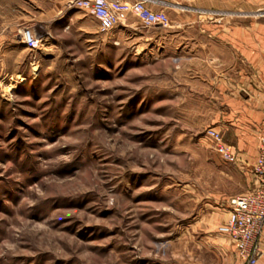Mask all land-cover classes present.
<instances>
[{"label":"rangeland","instance_id":"rangeland-1","mask_svg":"<svg viewBox=\"0 0 264 264\" xmlns=\"http://www.w3.org/2000/svg\"><path fill=\"white\" fill-rule=\"evenodd\" d=\"M191 1L167 27L129 16L103 32L71 2L42 22L33 0H0V264L229 262L219 226L249 166L235 90L203 55L202 26L221 16ZM39 24L51 37L34 50L19 28Z\"/></svg>","mask_w":264,"mask_h":264},{"label":"crops","instance_id":"crops-1","mask_svg":"<svg viewBox=\"0 0 264 264\" xmlns=\"http://www.w3.org/2000/svg\"><path fill=\"white\" fill-rule=\"evenodd\" d=\"M72 1L33 0L36 10L31 14L42 22L61 19L68 13ZM187 1L170 0L171 7L180 9L174 4L187 5ZM189 4L196 13L221 16L216 23L202 26V31H208L207 38L202 41L203 55L207 60L211 55L217 60V72L212 77L218 79V90H235L233 96L227 98V104L233 110L234 142L239 154L248 161L247 192L257 183L253 164L258 156L260 137L264 134V0H192ZM229 14L236 17L231 23L225 20ZM208 73L206 77L210 79ZM227 217L226 213L224 218ZM260 245L263 255L257 264H264V231ZM219 253L225 255V248ZM228 259L227 263L223 256L217 264L244 262L235 245Z\"/></svg>","mask_w":264,"mask_h":264},{"label":"built area","instance_id":"built-area-1","mask_svg":"<svg viewBox=\"0 0 264 264\" xmlns=\"http://www.w3.org/2000/svg\"><path fill=\"white\" fill-rule=\"evenodd\" d=\"M71 5L94 15L103 32H109L129 16L138 18L146 26L167 27L170 23L167 13L170 0H73ZM174 5L182 6L181 3ZM19 36L26 46L38 50L50 39L51 33L46 25L39 24L19 28ZM210 134L222 140L217 131L212 129ZM222 151L226 159L233 156L225 143ZM253 172L256 186L230 199L229 217L219 226V231L232 240L244 259L243 264H257L263 254L259 241L264 231V134L260 137Z\"/></svg>","mask_w":264,"mask_h":264}]
</instances>
